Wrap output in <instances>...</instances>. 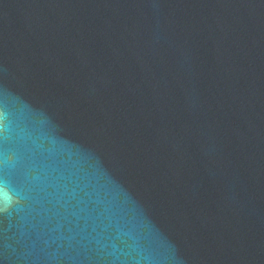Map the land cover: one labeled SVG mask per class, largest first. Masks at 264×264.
<instances>
[{"label": "water", "instance_id": "1", "mask_svg": "<svg viewBox=\"0 0 264 264\" xmlns=\"http://www.w3.org/2000/svg\"><path fill=\"white\" fill-rule=\"evenodd\" d=\"M0 264H264V0H0Z\"/></svg>", "mask_w": 264, "mask_h": 264}]
</instances>
